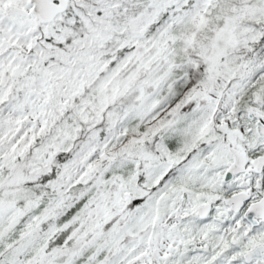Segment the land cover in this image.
Segmentation results:
<instances>
[{"label": "snow or ice", "instance_id": "1", "mask_svg": "<svg viewBox=\"0 0 264 264\" xmlns=\"http://www.w3.org/2000/svg\"><path fill=\"white\" fill-rule=\"evenodd\" d=\"M0 264H264V0H0Z\"/></svg>", "mask_w": 264, "mask_h": 264}]
</instances>
